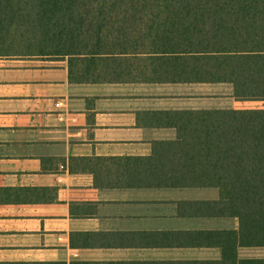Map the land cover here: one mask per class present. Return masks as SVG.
<instances>
[{
	"label": "crops",
	"instance_id": "obj_1",
	"mask_svg": "<svg viewBox=\"0 0 264 264\" xmlns=\"http://www.w3.org/2000/svg\"><path fill=\"white\" fill-rule=\"evenodd\" d=\"M27 62L0 61L27 71L23 94H0V262L264 264V244L242 241L238 219L200 209L217 189L152 174L158 145L197 140L200 128L176 123L189 113L264 124V98L236 97L233 68Z\"/></svg>",
	"mask_w": 264,
	"mask_h": 264
},
{
	"label": "trees",
	"instance_id": "obj_2",
	"mask_svg": "<svg viewBox=\"0 0 264 264\" xmlns=\"http://www.w3.org/2000/svg\"><path fill=\"white\" fill-rule=\"evenodd\" d=\"M7 38L39 57L105 55L116 63L144 55L151 63L231 67L236 97L264 98V0H0V41ZM176 123L201 130L197 140L157 146L159 185L217 189L219 201L200 209L238 219L242 241L264 244V124L236 123L233 110Z\"/></svg>",
	"mask_w": 264,
	"mask_h": 264
},
{
	"label": "rangeland",
	"instance_id": "obj_3",
	"mask_svg": "<svg viewBox=\"0 0 264 264\" xmlns=\"http://www.w3.org/2000/svg\"><path fill=\"white\" fill-rule=\"evenodd\" d=\"M22 42V41H21ZM90 43V42H89ZM25 44L23 43L22 47H18L20 45L19 41H15L14 38H7L3 41H0V61L3 62H16L20 64L22 62L25 64L27 63H33L34 61H44L46 63L50 64H56L58 62H65L68 61L69 65L76 66V67H94V68H134L139 67L142 65H137L136 62H149L152 60H149L151 58L147 56H129V57H123V58H117V62H108V60L112 59L109 56H72V57H62V56H45V57H39V56H32L29 55V50L25 48ZM13 46L11 50H7L9 47ZM5 49V50H4ZM91 47H88L86 50H90ZM4 51V52H3ZM7 51H11L8 53ZM20 51V52H19ZM147 51L146 49L144 52ZM12 55V56H8ZM17 55V56H14ZM132 57V58H131ZM11 64V63H10ZM23 77L27 78V71L23 69H0V80H10L11 83L6 84L5 81H0L3 83H0V94L4 96H13V95H20L25 92L24 87H26V84L23 82ZM7 105H10L13 109H35L38 108V105L36 102H33L32 100L28 101H14L7 99ZM5 104H0V106H4ZM6 106V105H5ZM56 132L57 134H60L63 129L56 128L52 130ZM53 134H48L47 137H52Z\"/></svg>",
	"mask_w": 264,
	"mask_h": 264
}]
</instances>
